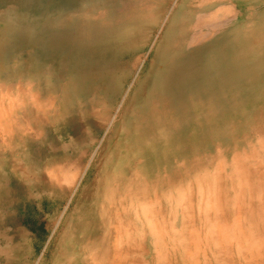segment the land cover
Returning a JSON list of instances; mask_svg holds the SVG:
<instances>
[{"label":"rangeland","instance_id":"1","mask_svg":"<svg viewBox=\"0 0 264 264\" xmlns=\"http://www.w3.org/2000/svg\"><path fill=\"white\" fill-rule=\"evenodd\" d=\"M213 1L0 0V264H264V0Z\"/></svg>","mask_w":264,"mask_h":264},{"label":"crops","instance_id":"2","mask_svg":"<svg viewBox=\"0 0 264 264\" xmlns=\"http://www.w3.org/2000/svg\"><path fill=\"white\" fill-rule=\"evenodd\" d=\"M213 5L211 6L212 7V13H210L209 15L210 16H221L222 18H225V17H230V18H233V19H235V17H234V15H233V13H232V11L230 10V9H228V8H226L225 6H226V2L225 1H222V0H215V1H213ZM212 3H209V6L211 5ZM221 7V8H220ZM227 11V12H226ZM219 13V14H218ZM217 14V15H216ZM229 14V15H228ZM224 16V17H223ZM216 17V18H217ZM234 22V20L232 21V23ZM10 228H13L12 226H9V225H7V226H5V227H3V228H1L0 229V234H1V232H2V230H7V229H10ZM15 228H16V226H15ZM22 229H24V232L28 235V236H30V238L33 236V232H34V229L32 228V227H30L29 225L26 227V226H24V227H22ZM8 231V230H7ZM1 236H0V258H2L3 259V263H6V260L10 257L9 255H8V252H7V249L9 248V245H8V241H4V248L2 249V246H1ZM23 243H22V241L21 242H19L18 240H14L13 241V247H16V246H19V245H22ZM3 250H6L5 251V253H4V251ZM28 256V255H27ZM12 257H15V256H12ZM26 257V256H25ZM28 257H30V255L28 256ZM15 258H17V257H15ZM27 258V257H26Z\"/></svg>","mask_w":264,"mask_h":264},{"label":"bare ground","instance_id":"3","mask_svg":"<svg viewBox=\"0 0 264 264\" xmlns=\"http://www.w3.org/2000/svg\"><path fill=\"white\" fill-rule=\"evenodd\" d=\"M221 8V7H220ZM227 12V11H226ZM219 14V13H218ZM217 15V14H216ZM229 15V14H228ZM224 17V16H223ZM215 21V20H214ZM204 22V21H203ZM200 23V22H199ZM198 23V24H199ZM197 24V23H196ZM206 24H207V22H206ZM191 27H193V26H191ZM193 29V28H192ZM178 41V40H177ZM177 46H178V44H177ZM176 52V51H175ZM173 57H174V52H173ZM192 94H194V93H192ZM193 96V95H192ZM193 98V97H192ZM159 100H160V98H159ZM194 101V100H193ZM197 103V102H196ZM195 103V104H196ZM199 104H200V101H199ZM161 106V105H160ZM190 106H192V105H190ZM203 106H205V105H203ZM157 107V106H156ZM163 108V107H162ZM203 108V107H202ZM179 109V108H178ZM176 110V111H175ZM175 113L176 112H178L177 111V108H175ZM175 115V114H174ZM172 116V115H171ZM185 116H186V114H185ZM191 117V116H190ZM174 118V117H173ZM172 118V119H173ZM158 119H159V116H158ZM171 118H170V120H172ZM175 119H177V118H175ZM167 120V119H166ZM187 120V119H186ZM189 121V120H188ZM175 122H176V120H175ZM170 125H172V124H170ZM174 125V124H173ZM165 126H166V124H165ZM169 126V125H168ZM154 127V126H153ZM161 127V126H160ZM159 127V128H160ZM155 128V127H154ZM163 128V127H162ZM169 128V127H168ZM154 130V129H153ZM132 133V132H131ZM103 210V209H102ZM97 213V212H96ZM99 216V215H98ZM101 217H102V214H101ZM100 217V218H101ZM103 222V221H102ZM56 226V225H55ZM108 229V228H107ZM108 233V232H107ZM100 235V234H99ZM102 237V236H101ZM102 239V238H101ZM107 239V238H106ZM77 249V248H76ZM80 251H72L71 250V257L69 256V258L68 259H66L65 260V258H66V255H63V253L62 254H60L59 255V257L61 258V259H63V260H60V262L58 261L56 264H96L95 263V260H93V259H86L87 257H89L90 258V253L88 252L87 253V256H86V250L85 249H79ZM93 250V249H92ZM77 255V256H76ZM75 257V258H74Z\"/></svg>","mask_w":264,"mask_h":264}]
</instances>
